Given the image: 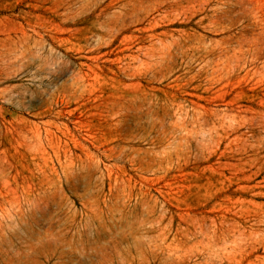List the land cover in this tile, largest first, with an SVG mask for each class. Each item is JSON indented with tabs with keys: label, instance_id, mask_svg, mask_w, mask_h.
<instances>
[{
	"label": "rangeland",
	"instance_id": "1",
	"mask_svg": "<svg viewBox=\"0 0 264 264\" xmlns=\"http://www.w3.org/2000/svg\"><path fill=\"white\" fill-rule=\"evenodd\" d=\"M0 264H264V0H0Z\"/></svg>",
	"mask_w": 264,
	"mask_h": 264
},
{
	"label": "bare ground",
	"instance_id": "2",
	"mask_svg": "<svg viewBox=\"0 0 264 264\" xmlns=\"http://www.w3.org/2000/svg\"><path fill=\"white\" fill-rule=\"evenodd\" d=\"M25 33V32H24ZM40 36V35H39ZM24 38H25V35H24ZM23 38V39H24ZM48 38V37H47ZM25 39H27V37L25 38ZM31 39V38H30ZM26 44H28V43H26ZM23 48H25V47H23ZM27 50V49H26ZM24 54V53H23ZM31 55H33V53H31ZM25 57V56H24ZM25 59V58H24ZM26 60V59H25ZM38 64V63H37ZM43 65V64H42ZM41 66V65H40ZM1 83H2V81H1ZM59 93V92H58Z\"/></svg>",
	"mask_w": 264,
	"mask_h": 264
}]
</instances>
